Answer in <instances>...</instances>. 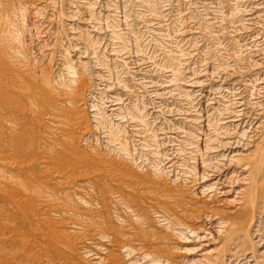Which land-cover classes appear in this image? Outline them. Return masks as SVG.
<instances>
[{
    "label": "rangeland",
    "instance_id": "obj_1",
    "mask_svg": "<svg viewBox=\"0 0 264 264\" xmlns=\"http://www.w3.org/2000/svg\"><path fill=\"white\" fill-rule=\"evenodd\" d=\"M19 1H0V264H264V0Z\"/></svg>",
    "mask_w": 264,
    "mask_h": 264
},
{
    "label": "bare ground",
    "instance_id": "obj_2",
    "mask_svg": "<svg viewBox=\"0 0 264 264\" xmlns=\"http://www.w3.org/2000/svg\"><path fill=\"white\" fill-rule=\"evenodd\" d=\"M0 1H1V0H0ZM16 1L18 2L19 0H16ZM20 1H21V0H20ZM20 1H19V3L21 4V7H22V4H24V3H21ZM33 1H34V0H33ZM37 1H38V0H37ZM34 3H36V2L34 1ZM34 3L32 2L33 6H34ZM36 4H39V1H38ZM24 5H26V4H24ZM24 5H23V6H24ZM18 6H19V4H18ZM31 6H32V5H31ZM33 6H32V7H33ZM25 7H27V6H25ZM34 7H36V6H34ZM17 8H18V7H17ZM19 8H20V6H19ZM24 10H25V9H24ZM24 10H22V11H24ZM33 10H35V9H33ZM19 11H20V10H19ZM25 11H26V10H25ZM30 12H31V11H30ZM23 14H24V13H23ZM20 15H21V14H20ZM20 15H19V16H20ZM21 16H22V15H21ZM23 16H24V15H23ZM9 50H10V49H9ZM9 52H10V51H9ZM12 52H15V51H12ZM21 52H22V51H21ZM9 55H10V53H9ZM12 55H13V54H12ZM16 55H17V54H16ZM10 57H13V56H10ZM21 59H22V58H21ZM24 63H25V62H24ZM5 68H6V67H5ZM5 68H4V69H5ZM17 68H18V67H17ZM7 69H8V68H7ZM70 70H71V67L69 68V71H70ZM0 72H1V71H0ZM4 72H5V71H4ZM10 72H12V71H10ZM10 72H9V73H10ZM70 72H71V71H70ZM2 73H3V72H2ZM13 73H14V72H13ZM75 74H76V73H74V72L69 73V75H72L73 77H72L69 81H67V82H69V83L67 84V86L72 85V83H73L72 87H73V86L75 87V85L77 86L78 83H79V86H82V85L85 84V82H80V81H78L79 78L77 79V82L74 81ZM11 75H12V74H11ZM11 75H10V76H11ZM76 76H77V75H76ZM15 77H16V76H15ZM101 77H102V76H101ZM12 78H13V76H12ZM12 78H11V79H12ZM76 78H77V77H76ZM76 78H75V79H76ZM14 79H15V78H14ZM18 79H19V77H18L17 79H15V80H18ZM81 79H82V78H81ZM82 80L85 81L84 79H82ZM82 80H81V81H82ZM3 81H4V80H3ZM5 82H6V80H5ZM67 82H66V83H67ZM2 83L4 84V82H2ZM2 83H1V85H3ZM16 83H20L19 80H18ZM16 83L13 82V83H11V84H15V85H16ZM11 84H10V85H11ZM81 84H82V85H81ZM46 85H47V84H46ZM48 85H49V84H48ZM85 85L87 86V84H85ZM85 85H84V86H85ZM5 86H6V85H5ZM13 86H14V85H13ZM16 86H17V85H16ZM23 86H24V85H23ZM63 86H64V85H63ZM20 87H22V86H20ZM70 87H71V86H70ZM70 87H68V89H69ZM74 87L72 88L73 90H75ZM3 88H5V87H3ZM17 88H18V90L21 89V91L26 89L25 87L19 88V85L17 86ZM23 88H25V89H23ZM83 88H84V89H83ZM66 89H67V87H66ZM70 89H71V88H70ZM70 89L67 90V91H70ZM79 89H80V88H78V89H76V90L79 91ZM85 89H87V88H85V87L82 86V90H81V91H83V90H85ZM76 90H75V91H72L71 94H69L70 97L67 96L68 93H70V92H68V93L66 92V94L64 93L65 96H66L65 98L68 97V99H70V98L73 97V96H74V98L77 96L76 99L78 98V96H79L80 98H82V97H83V96H82V93L79 92V95H78V92H76ZM4 91H5V90H4ZM85 91H86V90H85ZM5 92H6V91H5ZM5 92H4V93H5ZM18 92H19V91H18ZM36 92H37V91H36ZM45 92H46V91H45ZM20 93H21V92H20ZM20 93H19V94H20ZM80 93H81V94H80ZM5 94H7V93H5ZM30 94H31V93H30ZM32 95H33V94H32ZM80 95H81V96H80ZM2 96H3V95H2ZM5 96H7V95H5ZM34 96H35V93H34ZM34 96H33V98H32V102H33ZM44 96H45V95H44ZM7 97H8L7 99H9V96H7ZM31 97H32V96H31ZM35 98H36V97H35ZM63 98H64V96H63ZM65 98H64V99H65ZM5 99H6V98H5ZM38 99H39V97H38ZM76 99H75V102H76ZM39 100H40V99H39ZM53 100H54V99H53ZM70 100H71V99H70ZM30 101H31V100H30ZM34 101H35V100H34ZM39 102H40V101H39ZM41 102H42V101H41ZM72 102H74V100H73ZM43 103H45V102H43ZM111 103H112V102H111ZM7 104H8V103H7ZM34 104H35V105L37 104V100H36V103H34ZM54 104H55V103H54ZM51 105H52V104H51ZM68 105L71 107L72 104H68ZM74 105H76V104L74 103ZM112 105H114V104H112ZM2 106H5V105L3 104ZM14 106H15V105H14ZM39 106H40V104H39ZM41 106H42V105H41ZM55 106H56V105H55ZM9 107H10V106H9ZM62 107H63V106H62ZM62 107H61V108H62ZM10 108H11V107H10ZM10 108H8V110H9ZM14 108H15V107H14ZM61 108H60V109H61ZM15 109H16V108H15ZM48 109H49V106H48ZM50 109H51V107H50ZM50 109H49V110H50ZM60 109H58V110L60 111ZM62 109L64 110V108H62ZM66 109H67V108H66ZM66 109H65V110H66ZM70 109H71V108H70ZM73 109H75V108H73ZM73 109H72V110H73ZM51 110H53V109H51ZM9 111H11V110H9ZM61 111H62V110H61ZM66 111H67V110H66ZM70 111H71V110H70ZM70 111H69L70 114H72V113L74 112V110H73V112H72V111L70 112ZM52 112H54V111H52ZM55 112H56V111H55ZM57 112H58V111H57ZM63 112H64V111H63ZM63 112H61V113H63ZM101 112H102V111H101ZM13 113H14V112H13ZM65 113H67V112H65ZM65 113H64V114H65ZM4 114H5V113H4ZM11 114H12V112H11ZM64 114H63V116H64ZM74 114H75V115H74ZM76 114H77V112H76V113L74 112L72 115L76 116ZM14 115H15V114H14ZM16 115H17V114H16ZM60 115H61V114H60ZM77 115H78V114H77ZM98 115H99V114H98ZM103 115H104V114H103ZM125 115H126V114H125ZM17 116H18V115H17ZM17 116H16V117H17ZM51 116H53V115H51ZM57 116H59V113L56 114V117L54 118V120L57 118ZM74 116H73V117H74ZM100 116H101V115H100ZM10 117H11V116H10ZM10 117H9V118H10ZM38 117H39V116H38ZM47 117H48V116H47ZM64 117H65V116H64ZM66 117L70 120L72 116L69 117V115L67 114ZM66 117H65V118H66ZM76 117L79 118V115L76 116ZM9 118H8V119H9ZM40 118H41V117H40ZM58 118H59V117H58ZM58 118H57V119H58ZM67 118H66V121H67ZM74 118H75V117H74ZM78 118H77V120H80V119H78ZM104 118H105V117H104ZM134 118H135V117H134ZM6 119H7V118H6ZM6 119H5L4 121H7V122H8V120H6ZM12 119L15 120V119H17V118H15V119L12 118ZM52 119H53V118H52ZM52 119H51V120H52ZM57 119H56V121H57ZM62 119H64V118H62V115H61V119H59V120H61V121L64 122L65 119H64V120H62ZM81 119H82V118H81ZM102 119H103V117H102ZM198 119H199V118H198ZM9 120H10V119H9ZM13 120H12V122H13ZM48 120H49V119H48ZM71 120H72V119H71ZM71 120H70V122H71ZM74 120H75V119H74ZM137 120H138V119H137ZM140 120H141V119H140ZM10 121H11V120H10ZM10 121H9V122H10ZM18 121H19V120H18ZM40 121H41V120H40ZM61 121H58V122H61ZM80 121H81V120H80ZM80 121H79V122L77 121V122L80 123ZM83 121H84V120H83ZM7 122H6V123H7ZM54 122H55V121H54ZM67 122H68V121H67ZM72 122L74 123L75 121H72ZM72 122H71V123H72ZM16 123H17V121H16ZM16 123H15V124H16ZM18 123H19V122H18ZM18 123H17L16 125H18ZM65 123H66V122H65ZM68 123H69V122H68ZM71 123L68 124V125H70V126H68L69 129H71L70 127H71V125L73 124V123H72V124H71ZM83 123H84V122H83ZM99 123H100V122H99ZM19 124H20V123H19ZM58 124H59V123H58ZM63 124H64V123H63ZM75 124H76V123H74V126H76ZM60 125H62V124H60ZM65 125L67 126V123H66ZM81 125H83V124H81ZM81 125H79V126H81ZM54 126H55V125H54ZM66 126H64V127H66ZM74 126H73V127H74ZM8 127H9V126H8ZM73 127H72V128H73ZM81 127H82V126H81ZM81 127L78 128V129H81ZM12 128H13V126H12ZM66 128H67V127H66ZM95 128H96V127H95ZM55 130H56V129H55ZM71 130H72V129H71ZM111 130H112V129H111ZM11 131H12V130H11ZM75 131H76V130H75ZM87 131H88V130L86 129V131H85L84 133H86ZM62 132H63V131H62ZM65 133H66V132H65ZM65 133H63L64 136H65ZM68 133H69V132H68ZM107 133H108V132H107ZM66 134H67V133H66ZM109 134H110V133H109ZM111 134H112V133H111ZM64 136H63V137H64ZM67 136H68V135H67ZM80 137H81V136H80ZM111 137H112V136H111ZM154 137H155V136H154ZM66 138H69V136L66 137ZM73 138H74V137H71V139H73ZM109 138H110V137H109ZM76 140H77V138H76ZM109 140H110V139H109ZM31 141H32V140H31ZM117 141H118V140H117ZM261 144H262V143H261ZM121 145H122V144H121ZM257 146H258V145H257ZM255 147H256V145H255ZM259 150H260V148H259ZM259 150H256V151L259 152ZM74 153H75V152H74ZM255 153H256V152H255ZM255 153H254V155H255ZM57 154H58V153H57ZM75 155H77V153H76ZM84 155H85V154H84ZM254 155H253V156H254ZM248 156H249V155H248ZM251 156H252V155H251ZM251 156H249V157H251ZM78 157H79V156H78ZM80 157H81V156H80ZM92 157H93V156H91V158H92ZM99 157H100V156H99ZM249 157H248V158H249ZM254 157H256V155H255ZM262 157H263V156H262ZM72 158H73V157H72ZM81 158H82V157H81ZM85 158H86V157H85ZM101 158H102V157H101ZM252 158H253V157H252ZM252 158H251V159H252ZM74 159H76V158H74ZM78 159H79V158H78ZM102 159H103V158H102ZM251 159H250V163L252 164V161H255V159L253 158L254 160H252V161H251ZM83 160H84V161H83V162L81 161V162H82V163H85V165H86V164H87V163H86V160H85V159H83ZM87 160H90V159H87ZM98 160H99V159H98ZM76 161H77V160H76ZM76 161H75V163H76ZM92 161L94 162L93 159H92ZM77 162H78V161H77ZM79 162H80V161H79ZM90 162H91V161H90ZM93 162H92V163H93ZM101 162H102V161H101ZM245 162H246V161H245ZM260 162H261V160H260ZM41 163H42V162H41ZM104 163H105V162H104ZM247 163H248V162H246L244 165H246ZM250 163L247 164V165H250ZM111 164H112V163H111ZM259 164H260V163H259ZM259 164H256V166L258 167ZM72 165H73V164H72ZM77 165H78V164H77ZM79 165L81 166V163H80ZM83 165H84V164H82V167H83ZM95 165H96V163H95ZM97 165H98V163H97ZM109 165H110V164H109ZM171 165H172V164H171ZM86 166H87V165H86ZM71 167H72V166H71ZM84 167H85V166H84ZM108 167H109V166H108ZM171 167H172V166H171ZM244 167L247 168L246 166H244ZM80 169H82V168L80 167L78 170H80ZM87 169H88V168H87ZM87 169H86V170H87ZM127 169H128V168H127ZM116 170H117V169H116ZM116 170H115V171H116ZM247 170H248V169H247ZM257 170H258V169H257ZM81 171H82V170H81ZM110 171H111V169H110ZM110 171H108L109 174H110ZM113 171H114V170H113ZM117 171H118V170H117ZM123 171H124V170H123ZM123 171H122V174H120L121 177H123V176H124V173H126V171H125L124 173H123ZM192 171H193V170H192ZM263 171H264V170H263ZM111 172H112V171H111ZM249 172H250V171H249ZM88 173H89V172H88ZM100 173H101V172H100ZM112 173H113V172H112ZM112 173H111V174H112ZM116 173H117V172H116ZM127 173H128V172H127ZM129 173H130V171H129ZM129 173H128V174H129ZM203 173H204V172H203ZM113 174H114V175H113ZM113 174H112V177L115 176V173H113ZM263 174H264V173H263ZM116 175H119V172H118V174H116ZM130 175H131V174H129V176H130ZM204 176H205V175H204ZM263 176H264V175H263ZM82 177H83V176H82ZM86 177H87V176H86ZM125 177H126V176H124L122 179L119 178V177H118V178L121 179V180H123ZM127 178H128V180H129L130 177H127ZM132 178H133V177H132ZM132 178H130V181H131ZM201 178H202V177H201ZM253 178H254V177H253ZM85 179H86V178H85ZM114 179H115V178H114ZM119 179H118V180H119ZM136 179H137V178H136ZM202 179L204 180V178H202ZM247 179H249V178H247ZM124 180H125V179H124ZM124 180H123V181H124ZM132 180H133V179H132ZM134 180H135V179H134ZM143 180H144V182H145V179H143ZM146 180H149V179H146ZM262 180H264V179H262ZM262 180H261V181H262ZM139 181H140V180H139ZM247 181H248V180H247ZM133 182H134V184H135L137 181H133ZM144 182H143V183H144ZM121 183H122V182H121ZM138 183H141V182H138ZM151 183H152V182H151ZM146 184H147V182H146ZM146 184H145V185H146ZM152 184H153V183H152ZM248 184H249V182H248ZM262 184H263V183H262ZM137 185H138V184H137ZM140 185H142V184H140ZM140 185H138V186H140ZM143 185H144V184H143ZM252 185H253V184H252ZM255 185H256V186L259 185L258 182H257V184H255ZM148 186H149V184H148ZM157 186H158V185H157ZM142 187H143V186H142ZM144 187H145V186H144ZM152 188H153V187H152ZM158 188H159V187H158ZM177 188H179V187H177ZM156 189H157V188H156ZM160 189H161V188H160ZM173 189H176V187L174 186ZM173 189H172V191H174ZM245 189H246V188H245ZM245 189H244V190H245ZM263 189H264V188H263ZM162 190H163V189H161L160 191H162ZM169 190H171V189H169ZM249 190H250V189H249ZM163 191H164V190H163ZM167 191H168V189H167ZM168 192H169V191H168ZM174 192H175V191H174ZM178 192H180V191H178ZM242 192H245V191H242ZM170 194H172V193H170ZM175 194H177V193L175 192ZM242 194H243V193H242ZM173 195H174V194H173ZM248 195H249V194H248ZM163 196L165 197V195H163ZM169 196H170V195H169ZM169 196H168V197H169ZM166 197H167V195H166ZM168 197H167V198H168ZM171 197H173V196H171ZM175 197H177V195H176ZM169 198H170V197H169ZM175 199H176V198H175ZM178 199H179V198H178ZM261 199H262V198H261ZM263 199H264V197H263ZM175 201H176V200H175ZM244 201H245V200H244ZM254 202H255V201H254ZM261 203H262V202H261ZM263 203H264V200H263ZM103 204H104V203H103ZM118 204H119V203H118ZM122 204H124V203H122ZM122 204H120V206H121ZM242 204H243V203H242ZM101 205H102V204H101ZM134 205H136V204H134ZM134 205L131 204V206H134ZM244 205H245V204H244ZM253 205H254V204H253ZM253 205H252V206H253ZM258 205H259V204H258ZM99 206H100V205H99ZM102 206L104 207V205H102ZM105 206H106V205H105ZM122 206L125 207V204L122 205ZM126 206H127V205H126ZM131 206L128 205V206L126 207V208L129 209V211H130L131 214H132L133 212H134V213L138 212V210H137V211H136V210H133L134 207L131 209ZM261 206H262V209H263V205H262V204H261ZM138 207H139V206H138ZM138 207H136V209H137ZM100 209H101V207H100ZM106 209H107V208H106ZM122 209H123V208H122ZM128 209H127V211H128ZM134 209H135V208H134ZM250 209H251V208H250ZM250 209H249V210H250ZM253 209H254V208H253ZM259 209H261V208H259ZM102 210H103V209H102ZM104 210H105V207H104ZM104 210H103V212H102V211H101V212L104 213ZM123 210H124V209H123ZM125 211H126V210H125ZM129 211H128V212H129ZM141 211H142V210H141ZM247 211H248V210H247ZM252 211H253V210H252ZM262 211H263V210H262ZM116 212H117V211H116ZM128 212H127V213H128ZM258 212L260 213L261 211L259 210ZM134 213H133V214H134ZM139 213H140V212H139ZM261 213H263V212H261ZM106 214H107V212H106ZM118 214H120V213H118ZM133 214H132V216H133ZM141 214H142V212H141ZM263 214H264V213H263ZM103 215H104V214H103ZM250 215H251V214H250ZM255 215H256V214H255ZM105 216H106V215H105ZM119 216H120V215H119ZM119 216H118V217H119ZM134 216H137V215L135 214ZM245 216H247V218L245 217V218H244V221H245V219L247 220V219L249 218L248 215H245ZM251 216H252V215H251ZM256 216H257V215H256ZM258 216H259V215H258ZM97 217H98V215H97ZM106 217H107V216H106ZM139 217H140V216H139ZM139 217L137 216L138 219H136V220L139 221V219H140ZM159 217H162V219L164 218L163 216H159ZM262 217H264V216H261V219H260V218H258V219H260L261 221H263V220H262ZM100 218H101V217H100ZM102 218H103V217H102ZM107 218H108V217H107ZM142 218H143V217H142ZM256 218H257V217H256ZM91 219H92V218H91ZM91 219H90V221H91ZM119 219H120V218H119ZM144 219H145V218H144ZM146 219H147V218H146ZM101 220L103 221L104 219H101ZM121 220H122V219H121ZM136 220H135V221H136ZM164 220L166 221V219H164ZM252 220H253V218L251 219V221H252ZM106 221L108 222V219H107ZM126 221H127V219H126ZM221 221H222V220H221ZM223 221H224V219H223ZM225 221H226V220H225ZM225 221H224V222H225ZM244 221H243V222H244ZM251 221H250L251 225H250L249 227L253 226V229H254L255 224H258V223H257V220L254 219L252 222H251ZM92 222H93V221H92ZM92 222H91V223H92ZM107 222H104L103 225H105V223H107ZM128 222H129V220H128ZM142 222H143V219H142ZM243 222H242V223H243ZM258 222H259V221H258ZM263 222H264V221H263ZM86 223H87V222H86ZM108 223H109V222H108ZM120 223H121V222H120ZM126 223H127V222H126ZM167 223H168V222H167ZM220 223L222 224L223 222H220ZM225 223H226V225H227L228 222H225ZM242 223H241V224H242ZM246 223H247V222H246ZM246 223H245V224H246ZM88 224H89V223H88ZM101 224H102V223H101ZM131 224H132V223H131ZM137 224H139V223H137ZM140 224H141V223H140ZM218 224H219V222H218ZM221 224H220V225H221ZM241 224H240V225H241ZM245 224L243 223V227H244ZM260 224H261V222H260ZM260 224H259V225H260ZM262 224H263V223H262ZM94 225H95V224H94ZM106 225H107V224H106ZM106 225H105V227H106ZM168 225H169V224H168ZM222 225H223V224H222ZM234 225H235V224H234ZM119 226H123V228H124V226H129V225H128V224H126V225L123 224V225H119ZM228 226H229V224H228ZM261 226H262V225H261ZM111 227H112V226H111ZM245 227H246V226H245ZM249 227H248V228H249ZM258 227H259V226H258ZM258 227L256 226V229H259ZM262 227H263V226H262ZM118 228H121V227H118ZM130 228H131V226H130ZM188 228H189V227H187L186 230H188ZM239 228H240V227H239ZM248 228L245 229V230L247 231ZM260 228H261V227H260ZM100 229H101V228H100ZM106 229H107V228H106ZM111 229L113 230V228H111ZM115 229H116V228H115ZM101 230H102V229H101ZM108 230H109V232H111L110 229H108ZM116 230H117V229H116ZM128 230H129V229H128ZM132 230H134V229L132 228ZM261 230H262V229H261ZM99 231H100V230H99ZM126 231H127V229H126ZM188 231H189V230H188ZM100 232H101V231H100ZM190 232H192V234L194 233L193 230H190ZM115 233H116V232L112 233V234H111V237H110V234H109V233L107 232V230H106V231H104V232L101 234V237H102L101 239H107L106 241H108V242H110V243L112 242L113 244L115 243V244H114V247L117 248V249H124V250L126 249V252L128 253V256H129L132 252H135V250H133V249L129 248L128 246H126V245L123 243V241H121L120 243H117L118 237H119V239H120L122 236H120L119 233H118L116 236H114ZM143 233H144V232H143ZM257 233H258V235H259L260 232H258L257 230H254V231H253V234H252V235H256V236H255L256 239H257L258 237H260V236L257 235ZM130 234H131V233H130ZM134 234H135V233H134ZM144 234H145V233H144ZM148 234L151 235V232L148 233ZM237 234H238V233H237ZM249 234H250V233H249ZM261 234H262V232H261ZM134 236H135V235H134ZM136 236H137V233H136ZM145 236H148V235L146 234ZM244 236H245V235H244ZM123 237H125V235H124ZM131 237H132V236H131ZM131 237H130V238H131ZM130 238H129V240H130ZM135 238L137 239V238H140V237L137 236V237H135ZM148 238H149V237H148ZM148 238H147V239H148ZM121 239L123 240V238H121ZM126 239H127V238H126ZM126 239H125V240H126ZM261 239H262V238H261ZM261 239H260V240H261ZM132 240H133V239H132ZM137 240H138V239H137ZM257 240H258V244H259L261 241H260L259 239H257ZM106 241H105V243H106ZM130 241H131V240H130ZM110 243H109V244H110ZM241 243H242V242H241ZM255 243H256V242H255ZM255 243H254V245H255ZM262 243H264V241H262ZM262 243H261V244H262ZM107 244H108V243H107ZM131 244H132V243H131ZM131 244H129V245H131ZM236 244H237V243H236ZM236 244H235V245H236ZM256 244H257V243H256ZM110 245H111V244H110ZM237 245H238V244H237ZM262 245H263V244H262ZM105 246H106V245H105ZM112 247H113V246H112ZM236 247H237V246H236ZM259 247H261V245H260ZM115 248H114V250H115ZM238 248H239V246H238ZM111 249H112V248H111ZM134 249H135V248H134ZM233 249H234V248H233ZM252 249H253V248H252ZM260 249H261V248H260ZM234 250L236 251V248H235ZM263 250H264V249H263ZM106 251H107V250H106ZM242 251H243V250H242ZM126 252H125V253H126ZM237 252H239V249H237ZM237 252H236V253H237ZM263 252H264V251H263ZM233 253H234V252H233ZM233 253H232V254H233ZM248 253H249V252H248ZM132 254H133V253H132ZM241 254H242V253H241ZM259 254H263V253H262V252H261V253L259 252ZM234 255H235V253H234L232 256H234ZM238 255H239V253H238ZM243 255H245V254H243ZM243 255H242V257H243ZM250 255H251V254H250ZM143 256H144V255H143ZM145 256H146V255H145ZM239 256H240V255H239ZM259 256H260V255H259ZM261 256H262V255H261ZM229 257H230V256H229ZM236 257H238V256H236ZM145 258H147V257H144V259H145ZM262 258H264V257L262 256ZM142 259H143V258H142ZM230 259H231V257H230L227 261H231V260H232V259H231V260H230ZM238 259H239V258H238ZM238 259H237V260H238ZM242 259H243V258H241V259H239V260H242ZM245 259H246V258H245ZM251 259H252V258H251ZM104 260H107V259H105V257H104ZM147 260H148V259H147ZM159 260H160V259H156V260H153V261H152V260L150 259L149 261H152V262H150L151 264H153V263H155V264H156V263L169 264L168 259H166V260H164V261H163V260L159 261ZM237 260H233V261H236V263H237ZM239 260H238V262L240 263ZM257 260H258V258H257ZM170 261H171V260H170ZM261 261H262V260H261ZM135 264H136V263H135Z\"/></svg>",
    "mask_w": 264,
    "mask_h": 264
}]
</instances>
